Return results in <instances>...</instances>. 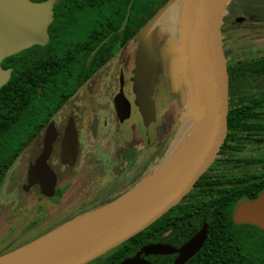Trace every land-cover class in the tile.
Wrapping results in <instances>:
<instances>
[{"label": "water", "instance_id": "water-1", "mask_svg": "<svg viewBox=\"0 0 264 264\" xmlns=\"http://www.w3.org/2000/svg\"><path fill=\"white\" fill-rule=\"evenodd\" d=\"M60 1L0 0V87L7 82L11 71L10 68H3L1 61L32 45H45L49 41L48 27L54 19V6ZM226 4L227 0H183L182 5L180 41L184 59L190 58L196 50L199 54L209 97L202 98L198 117L207 120V123L184 136L133 187L102 206L0 254V264H83L146 228L192 190L214 161L228 130L230 92L221 30ZM168 57L170 74L174 76L179 64L171 54V49ZM132 72L134 105L143 123L148 125L156 119L152 98L155 83L142 46L135 50ZM130 107L128 99L120 92L115 97L119 121L129 118ZM198 136L197 150L184 163L173 167L186 144ZM57 138V129L54 122L50 121L43 133L41 151L28 166L24 189L38 185L42 195L51 197L55 194L57 176L48 160ZM77 152L78 131L73 118H69L60 141V160L72 165ZM232 220L236 224H251L264 230V189L252 199L239 201L233 209ZM208 224L206 220L179 249L155 243L146 244L142 249L146 253L177 252L176 263L181 264L202 246ZM120 264L151 263L132 257Z\"/></svg>", "mask_w": 264, "mask_h": 264}, {"label": "trees", "instance_id": "trees-1", "mask_svg": "<svg viewBox=\"0 0 264 264\" xmlns=\"http://www.w3.org/2000/svg\"><path fill=\"white\" fill-rule=\"evenodd\" d=\"M170 1L61 0L55 4L48 43L21 50L5 60L14 72L0 89V184L21 150L42 133V127L36 123L48 119H42L43 104L38 91L41 72L36 70L28 77L26 65H35L37 69L41 64L51 66L52 70L45 73L51 83L58 72L63 84L67 79L76 80L73 92L84 80L80 77L85 73L88 43L92 44V69L96 71ZM27 50H34L30 64ZM9 112L10 118L6 114ZM227 138L192 190L114 251L134 250L139 242L146 241L156 225L163 227L172 221L187 228L181 232L191 236L208 220L205 243L189 264H264V230L232 220L235 205L256 197L264 189V178L259 183L241 178L245 169L230 158Z\"/></svg>", "mask_w": 264, "mask_h": 264}, {"label": "flooded vegetation", "instance_id": "flooded-vegetation-1", "mask_svg": "<svg viewBox=\"0 0 264 264\" xmlns=\"http://www.w3.org/2000/svg\"><path fill=\"white\" fill-rule=\"evenodd\" d=\"M228 11L229 14L223 15L221 23L223 47L227 58V71L230 92L229 123L228 130L225 136V138L228 137L226 148H228L230 158L236 162L237 166L243 167L245 169V172L241 178L249 179V181H256L257 183H259L262 181L261 178H264V0H245V3L238 1V3L236 2L233 6L229 7ZM134 37H132L131 39H133ZM125 45H123L118 50L124 48ZM91 46L92 44L88 43V57L85 60V62L87 61L85 64V73L83 72L80 77L81 80H84L78 88H75L73 92L71 91V89L75 86L76 80L67 79L63 84L60 72H58V74H55L54 81L52 83L51 80H47L48 77L45 73L52 70L51 66L48 67L41 64L40 66H38V69L35 67V65H26L25 67V71H27L28 77H30L36 70H39L41 72L38 91L43 104L42 119L48 117L45 123H43L42 121L36 123L37 127H42V138L44 130L50 121L54 122V126L58 132V138L53 144V149L48 160L50 166V161L52 159L57 160L63 166H72L77 163L78 152L76 160L72 165L63 163L60 160V141L62 138L63 130L69 118H73L75 127H77V124L80 125V118L78 117L79 112L77 111V109L72 107L70 110L66 111L65 114L61 115V108L62 106L70 108L71 98L75 96L80 88L86 87V97L88 98L87 105L89 108V112L85 117L87 128H94L95 126L93 107L95 105L97 106L98 103L106 107V110L109 114L112 111L118 122H125V120L122 122L119 121L115 108V97L120 92H123L125 95L124 86H126L127 91H129L130 95L132 96L131 100H129L125 95L131 106L130 116L133 107L138 111L135 105L132 107L135 98L131 80L133 76L132 71L134 63L131 67L129 63H125L126 61L123 59V61L121 60L119 64H114L110 68L109 71L112 72L111 79L108 78L106 81H104L103 79L102 88L97 92V95L99 97L105 98V101L95 102L94 98L92 97L93 89L96 83L94 75L106 62L96 71H93ZM26 54L29 56L28 64H30L32 60L31 57L34 54V50H27ZM6 58L1 61V66L3 68L11 69L10 77L7 82L0 87V89L10 81L14 72V67L7 64V62L5 61ZM42 60L45 62V59ZM38 62H41L40 59L38 60ZM83 63L84 62H82V64ZM127 65H129L130 67ZM55 70L57 71L56 68ZM58 71L60 70L58 69ZM116 82L117 87L114 88ZM6 114L7 117L11 116L10 112ZM130 116L126 120H129ZM141 122L143 123L142 119ZM102 123L105 127H107L108 123L106 120H104ZM112 124H114V122H112ZM108 129L112 130L113 128ZM116 130L118 131V129ZM156 134V131H154L153 135L155 136V140L157 138ZM34 140H36V137ZM164 143L161 142L157 150H152L154 145H152L153 143H151V145L147 146V149L149 151L145 149V154L141 151L138 153L133 152L131 143H128L127 146L130 148L129 150H125V146H121L116 150L115 154H110L107 157H103V159H101V157L97 154H88L89 157L87 158L86 162L90 164L89 167L91 168V170L85 175V182L82 183L79 188L73 189L72 199L70 198L66 200L64 198L61 201L60 205L58 202V206L64 207L63 205H65V208H67L77 206V203L86 202V204L91 205V207H99L113 200L114 198L122 194L125 186V184L122 186L119 184L115 185L114 182L119 179H124L127 174L140 172L144 167H146L147 164H149L150 169L152 168L150 170L151 172L168 154L167 153L161 160H158L159 150L165 149ZM223 144L221 145V147L223 146ZM134 146H137L139 148L141 147V145ZM145 158L147 159L145 160ZM34 160H32L31 162H33ZM142 162L145 163L142 164ZM110 175L114 180L106 182V179H108L106 177ZM56 176L57 181L55 186V194L51 197H54L56 195L57 185L60 181L57 173ZM89 177L94 180V182H88L87 180H89ZM98 177L104 179V182L97 183L99 179ZM80 179H82V176ZM34 186H36V188L40 192L38 185H33L31 187ZM110 189H112L113 191H117L115 192L114 196H107L105 198L96 197L100 194L104 195V193H110ZM120 189H122V191H120ZM91 191H93L95 195L92 199H90V195H92L90 193ZM88 193H90V195H87ZM78 213H76L75 215H77ZM73 216H70L65 220H61L62 218L59 220H55L48 217L43 221H33L28 226L30 232H27L24 235H26L27 238H35L37 236L44 235L64 223L66 220H69ZM47 221L53 222L44 225ZM184 228L185 227H179L172 221H170L169 224H166V226L163 227H159L158 225H156L152 228L153 232L150 236H147L146 241L139 242L134 250L128 252H118L114 251V248L116 247L115 246L83 264H120L123 260L132 257L143 259L144 261H147L151 264H177V252L157 251L146 253L142 248L146 244L155 243L179 249L201 227L191 236H187L184 232H181L182 230L187 231V228ZM34 229H36V231L34 233H31L32 230L34 231ZM204 243L202 244V246L204 245ZM202 246L194 255L189 257L181 264H189V260L196 254H198Z\"/></svg>", "mask_w": 264, "mask_h": 264}, {"label": "rangeland", "instance_id": "rangeland-1", "mask_svg": "<svg viewBox=\"0 0 264 264\" xmlns=\"http://www.w3.org/2000/svg\"><path fill=\"white\" fill-rule=\"evenodd\" d=\"M238 1L245 3V0ZM238 1L227 0L223 15H228L229 7L233 6L236 2L238 3ZM182 5L183 0H171L167 3L155 16L153 21L141 31L139 36H135L129 40L124 48L116 50L113 57L94 75L96 83L92 97L95 102L105 101V98L99 97L97 92L102 88L103 79L104 81L108 78L111 79L112 72L109 71L110 68L114 64H119L122 59L132 67L135 60V50L138 46H142L154 77L155 86L152 98L156 110L155 121L148 125L142 123L138 111L134 109V104H132L133 110L130 119L125 120L124 123H120L112 111L109 114L106 107L98 103L97 106L93 107L95 126L94 128H87L85 117L89 112L87 105L88 98L86 97V87L80 88L75 96L71 98L70 108L66 106H62L61 108V115L65 114L72 107L79 112L80 125L77 124L76 127L79 134V151L78 160L75 165L63 166L57 160L52 159L50 161L60 180L57 185L56 195L54 197L42 196L36 186L28 190L24 189L28 166L40 153L42 133L36 136V140H33L21 150L0 185V254L39 237L27 238L24 235L30 232L28 226L33 221H43L48 217L55 220L61 218V220H65L81 211L69 219L71 220L76 216L97 208L91 207L86 202L77 203V206L67 208H65V205H63L64 207L58 206V202L60 205L64 198L66 200L72 199L73 189L79 188L85 182V175L91 170L90 164L86 162L89 157L88 154H97L103 159V157H107L110 154H115L116 150L121 146H125V150H129L130 148L127 147L128 143L132 144L133 152L138 153L141 151L145 153L146 150L149 151L147 146L151 145V143L154 145L152 150H157L160 143L165 142V149H160L158 152V160H161L185 136L193 113L189 111L188 82L187 78H184L183 75L184 70L187 71V68L182 64L185 54L180 41ZM146 31L148 32L147 34L145 33ZM170 49L171 54L179 64V69L174 76H171L169 70L168 54H170ZM116 87L117 82L114 85V88ZM124 91L127 98L131 100L132 96L127 91L126 86H124ZM104 120L108 123L107 127L102 123ZM154 131L157 133L156 140L153 135ZM134 145H141L142 148ZM144 163L142 162V164ZM151 169L149 168V164H147L140 172L127 174L124 179H119L114 184L121 186L125 184L123 191L120 189L123 193L140 182ZM146 170L149 171L147 172ZM81 176L82 179H80ZM106 178H108L106 182L114 180L111 175ZM87 181L94 182L90 177ZM102 182H104V179L101 178L97 181V183ZM109 191L110 193H104V195L97 194L98 196L96 197H112L117 192L112 189ZM90 193L87 195H90V199H92L95 195L93 191ZM69 220H66L64 223ZM51 222L53 221H47L44 225ZM35 231L36 229L32 230L31 233Z\"/></svg>", "mask_w": 264, "mask_h": 264}, {"label": "bare ground", "instance_id": "bare-ground-1", "mask_svg": "<svg viewBox=\"0 0 264 264\" xmlns=\"http://www.w3.org/2000/svg\"><path fill=\"white\" fill-rule=\"evenodd\" d=\"M197 51V50H196ZM193 52L190 58L184 59V64L187 71L184 70V78H187L188 82V94H189V111L193 113L190 120L189 128L185 133V137L192 133L194 130L207 123V120H200L198 117V111L201 106L202 98L209 97L207 85L203 76V70L200 64L199 54ZM170 100V99H169ZM181 117V116H180ZM178 125V124H177ZM176 127V126H175ZM178 128V127H177ZM177 130V129H176ZM175 132V130H174ZM177 132V131H176ZM183 138V137H182ZM181 138V139H182ZM200 136L189 141L183 150L180 152L177 161L173 164V167L179 166L184 163L191 155L197 150ZM180 140V139H179ZM145 154V153H144ZM161 155V153H160ZM146 176V175H145Z\"/></svg>", "mask_w": 264, "mask_h": 264}]
</instances>
